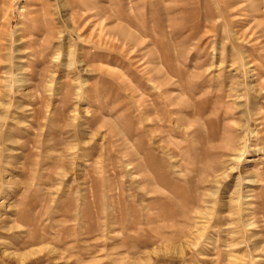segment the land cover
<instances>
[{
    "label": "rangeland",
    "instance_id": "obj_1",
    "mask_svg": "<svg viewBox=\"0 0 264 264\" xmlns=\"http://www.w3.org/2000/svg\"><path fill=\"white\" fill-rule=\"evenodd\" d=\"M0 264H264V0H0Z\"/></svg>",
    "mask_w": 264,
    "mask_h": 264
}]
</instances>
